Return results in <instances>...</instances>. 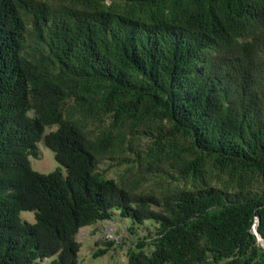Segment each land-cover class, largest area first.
<instances>
[{"label":"trees","instance_id":"trees-1","mask_svg":"<svg viewBox=\"0 0 264 264\" xmlns=\"http://www.w3.org/2000/svg\"><path fill=\"white\" fill-rule=\"evenodd\" d=\"M127 123L167 127L153 156L183 186L158 197L100 175ZM41 139L65 174L31 168ZM113 209L157 223L125 264H264V0H0V264H77V232Z\"/></svg>","mask_w":264,"mask_h":264},{"label":"rangeland","instance_id":"rangeland-1","mask_svg":"<svg viewBox=\"0 0 264 264\" xmlns=\"http://www.w3.org/2000/svg\"><path fill=\"white\" fill-rule=\"evenodd\" d=\"M30 49V47H29ZM72 104L67 100L63 106L66 115ZM32 115V112H28ZM108 117H94L84 121V129L91 139H94L103 129H107ZM163 131H159V127ZM56 125L45 128L44 133L54 130ZM167 127L158 123L125 124L120 128H113L114 146L109 153L97 154L98 163L96 170L105 178L114 179L119 185L135 192L152 193L161 197L164 193L172 191L184 184L179 176V170L170 164L164 156L156 154L157 144L165 141L164 131ZM179 140V139H178ZM39 156H29L30 166L40 173H50L61 167L55 160L54 153L41 139L37 142ZM65 174V169L61 167ZM211 184L215 189L226 194H234L238 190L235 182L229 181L226 175L213 171ZM187 186H191L187 183ZM258 183L246 185V191L258 190ZM159 209L158 206H154ZM22 220L33 223L34 212L23 210L19 213ZM157 223L152 219H146L143 223H133L131 218L122 217L117 209L112 210L109 219L98 220L91 225L83 226L76 234L80 242L77 253V264H125L127 253L135 249L140 240L146 242L144 251L150 253L153 246L152 238L157 236ZM264 243V242H262ZM260 242V244L262 245ZM264 248V244L262 245ZM105 249V253L95 256V252ZM56 256L37 259L31 264H52Z\"/></svg>","mask_w":264,"mask_h":264},{"label":"water","instance_id":"water-1","mask_svg":"<svg viewBox=\"0 0 264 264\" xmlns=\"http://www.w3.org/2000/svg\"><path fill=\"white\" fill-rule=\"evenodd\" d=\"M252 230H253V232H254L255 234H257V233H256L255 225L252 227ZM262 240H263V241H262ZM258 241L262 243V242H264V239H263L262 237H258ZM263 244H264V243H262V245H263Z\"/></svg>","mask_w":264,"mask_h":264},{"label":"bare ground","instance_id":"bare-ground-1","mask_svg":"<svg viewBox=\"0 0 264 264\" xmlns=\"http://www.w3.org/2000/svg\"><path fill=\"white\" fill-rule=\"evenodd\" d=\"M263 241V240H262Z\"/></svg>","mask_w":264,"mask_h":264}]
</instances>
